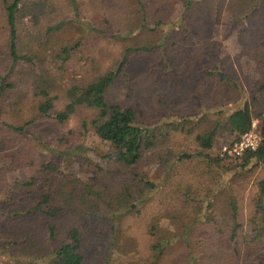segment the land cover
<instances>
[{"label": "trees", "instance_id": "1", "mask_svg": "<svg viewBox=\"0 0 264 264\" xmlns=\"http://www.w3.org/2000/svg\"><path fill=\"white\" fill-rule=\"evenodd\" d=\"M54 1L0 0V182L8 184L7 173L36 149L43 151L38 173L46 175V181L40 183L36 176L16 181L0 194V248L9 254V264H91L82 253L86 237L75 221L99 208L115 220V229L119 217L142 214L156 197L158 183L136 171L132 177L117 179L111 169L98 167L96 181H83L63 169V164L87 159L84 151L88 147L82 137L90 126L114 150L106 157L121 166H136L146 151L160 143L162 132H154L142 111L113 106L108 99L109 89L128 74L132 53L155 57L163 46L168 51L191 36H200L203 43L185 55L181 52L180 60L166 61L160 77L177 88L186 79L192 92L200 86L213 104L241 98L238 82L222 68L217 52L221 42L212 39L210 32L226 10L230 25L236 24L240 33L254 30L258 44L252 55L260 71L264 70V0H65L66 6L60 2L53 12L50 5ZM174 10L181 13L175 22L170 17ZM68 23L80 28V37L54 47L53 38L46 34L56 36ZM167 25L172 26L168 31ZM103 39L122 44L115 64L103 66L96 56ZM71 65L77 70L64 82L60 75ZM60 102L64 103L59 106ZM27 105L33 113L30 118L24 111ZM88 109L93 116H81L79 131L50 130L51 123L61 127ZM254 119H258L263 137L256 150L238 157L214 156L202 150L177 156L179 161L200 158L208 171L224 169L228 163H234L228 170L236 165L260 166L263 176L257 182L255 211L247 223L240 218L234 197L226 202L221 215L202 217L201 206L183 215L167 209L165 218L156 216L151 222L146 253L132 243L138 256L127 264H264L257 257L264 244V98L253 95L245 99L224 121H216L212 129L197 135V140L210 150L218 131L226 130L233 135L227 143H233L253 127ZM36 124L47 129L45 135L34 134L19 144L22 133L36 132ZM48 132L51 134L46 135ZM102 172L109 178H103ZM32 186L37 191L30 198ZM101 191L108 197L103 198ZM124 235L121 229L119 238Z\"/></svg>", "mask_w": 264, "mask_h": 264}, {"label": "rangeland", "instance_id": "2", "mask_svg": "<svg viewBox=\"0 0 264 264\" xmlns=\"http://www.w3.org/2000/svg\"><path fill=\"white\" fill-rule=\"evenodd\" d=\"M84 1L86 3L88 0ZM60 2L66 6L65 0H55L54 4L50 5L53 12L58 10L56 6ZM180 16L181 13L177 10L170 13L174 22ZM229 18L230 14L223 10L221 22L217 23L210 32L212 39L221 42L217 52L223 63L222 68L238 82L242 92L241 98L213 104L210 103L207 93L200 86L195 92H192V87L186 79H184L181 88H177L168 86L165 79L160 77L161 70H165L166 61L180 60L181 52L184 54L203 43L200 42V36H191L185 42L180 43L181 46L170 47L168 51H165L163 46L157 55L158 58L141 52L132 53L126 68L128 74L122 75L109 89L108 99L113 106H131L142 111L146 122L151 124L154 132L158 135H160V131L162 132L163 135L159 138L160 143L156 148L146 151L136 166H121L114 162L111 163L106 157L107 153L114 154V150L108 143L102 141L90 126L82 137V142L88 147L87 151H84L87 159H77L69 164H63V169L75 173L83 181H96L98 167H101L103 170L111 169L117 179L122 176L132 177V173L136 171L158 183L157 195L153 200H149L143 213L140 215L124 214V217H119V223L115 229H113L115 220L99 208L75 221L86 237L87 241L82 247V253L91 264H127L129 260L138 256L134 247L132 248V243L138 245L140 253L144 252L145 254L151 241L149 232L151 222L156 216L164 217L167 209L183 215L188 209L193 210V208L201 206L199 215L202 217L221 215L227 206L226 202L234 197L238 199L240 218L245 224L254 213L258 195L257 182L263 176L260 166L250 164L246 168H241L236 165L235 168L228 170V166H234V163H228L224 165V169L212 167V170L208 171L206 164L201 162L200 158L183 159L182 161L177 159V156L183 152L193 154L201 150L214 156H222V146L233 139L230 132L218 131L215 144L210 150H205L199 145L197 135H202L205 131L212 129L216 121H224L228 112L237 108L245 99H249L253 95H257L260 100L264 98V70L260 71L252 55V50L258 44L255 32L249 28L240 33L236 24L230 25ZM68 24L56 36L53 32L46 34L49 38H53L54 47H59L66 41H74L80 37V28L75 24ZM171 27L167 25L164 28L168 31ZM162 39L160 38L157 44ZM188 40H191V44H188ZM122 51L123 47L120 41L107 42L103 39L97 47L96 56L102 59L103 66H109L118 62ZM76 70L71 65L69 69L62 71L64 73L60 77L66 82L69 77L75 74ZM62 103L64 102H60L59 106ZM24 111L28 118L32 117L30 105H27ZM92 114V111L88 109L80 115L73 116L58 128H55L50 122L52 124H50V130L74 129L79 131L81 116L91 118ZM254 122L258 126V119H254ZM36 126V132L22 133L18 143L23 144V140L34 134L45 135L47 129L40 124H36ZM50 134L48 132L46 135ZM42 156L43 151L36 149L33 153L30 150L29 157H26L28 159L22 160L15 170L7 173L8 184L0 182V194L6 190L7 186L19 180L26 181L32 176H36L39 183L43 180L46 181V175L38 173L43 161ZM101 175L103 178L104 176L109 178L108 174H103V172ZM47 185L54 186L50 183ZM36 188L37 186L30 188V198L36 194ZM18 192L24 193L23 190ZM101 193L103 198L108 197L104 191ZM209 202L213 203L212 207ZM121 229L125 233L123 239L119 238ZM121 242H124L123 246H120ZM258 256L260 259H264V244L259 247ZM9 262V254L0 248V264H9Z\"/></svg>", "mask_w": 264, "mask_h": 264}, {"label": "built area", "instance_id": "3", "mask_svg": "<svg viewBox=\"0 0 264 264\" xmlns=\"http://www.w3.org/2000/svg\"><path fill=\"white\" fill-rule=\"evenodd\" d=\"M262 134L257 128L256 123H253V127L242 134V136L233 143H227L221 148V155L228 157L242 156L249 150H256L262 142Z\"/></svg>", "mask_w": 264, "mask_h": 264}]
</instances>
